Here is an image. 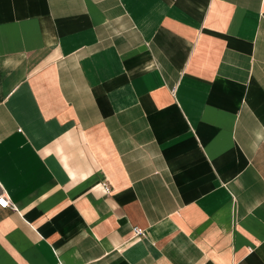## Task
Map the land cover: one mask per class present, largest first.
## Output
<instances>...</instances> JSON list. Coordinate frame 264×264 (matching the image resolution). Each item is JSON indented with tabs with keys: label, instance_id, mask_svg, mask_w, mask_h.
I'll list each match as a JSON object with an SVG mask.
<instances>
[{
	"label": "crops",
	"instance_id": "1",
	"mask_svg": "<svg viewBox=\"0 0 264 264\" xmlns=\"http://www.w3.org/2000/svg\"><path fill=\"white\" fill-rule=\"evenodd\" d=\"M1 193L0 264H264V0H0Z\"/></svg>",
	"mask_w": 264,
	"mask_h": 264
},
{
	"label": "built area",
	"instance_id": "2",
	"mask_svg": "<svg viewBox=\"0 0 264 264\" xmlns=\"http://www.w3.org/2000/svg\"><path fill=\"white\" fill-rule=\"evenodd\" d=\"M0 207L1 208L9 207V202H7L3 193L0 194ZM132 232L134 235H139L141 233V230L138 229L137 227H133Z\"/></svg>",
	"mask_w": 264,
	"mask_h": 264
}]
</instances>
